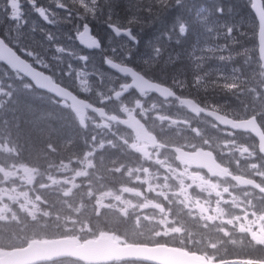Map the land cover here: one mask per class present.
Masks as SVG:
<instances>
[{
  "label": "trees",
  "instance_id": "obj_1",
  "mask_svg": "<svg viewBox=\"0 0 264 264\" xmlns=\"http://www.w3.org/2000/svg\"><path fill=\"white\" fill-rule=\"evenodd\" d=\"M54 2L65 11L86 15L80 25L89 24L95 35L103 40L100 56L132 66L158 83L177 87L187 96L197 98L226 115L234 118L256 115L264 128V96L259 88L264 77L257 52L259 27L251 0H96L91 14L84 12L86 5L82 0ZM33 18L35 16L24 22L29 33V29L35 27ZM109 25L132 30L135 40L125 44L113 38L108 31ZM4 29V22H1L0 36L3 38L6 35ZM102 34H107L109 40L102 39ZM136 40L138 43L135 44ZM25 41L28 45L38 44L34 39ZM36 105L26 101L10 105L6 109L10 122L7 132L20 149L15 148L19 163L49 174V179L60 166V155L69 159L77 158V154L85 157L84 151L91 147L84 142L86 134L78 127L73 128L70 121L62 123L59 117H63L53 112L50 103ZM116 143L119 147L105 146L94 160V167L100 175L126 161L128 164L132 162L131 154L122 151L123 145ZM51 179L56 180L55 177ZM92 185L87 184L91 189L84 194L85 204L95 196ZM81 187L84 188L85 183H81ZM58 196L53 199L55 207L47 212L51 222L45 224L44 219L36 217L27 219L25 225L2 223L0 248L20 247L21 244L9 241V238L24 231L29 234V241L79 237L78 229L71 224L78 219L65 214V218H61V205L57 203L65 198ZM4 235L7 238L3 243ZM24 238L26 240V236Z\"/></svg>",
  "mask_w": 264,
  "mask_h": 264
},
{
  "label": "clouds",
  "instance_id": "obj_2",
  "mask_svg": "<svg viewBox=\"0 0 264 264\" xmlns=\"http://www.w3.org/2000/svg\"><path fill=\"white\" fill-rule=\"evenodd\" d=\"M163 95L165 100L150 103L149 107H144L142 100L135 102L140 108L137 118L150 134L144 138H138L132 129L126 128L123 132L116 130L113 125H118V120H105L101 126V131L107 128L104 135L112 132L117 140L124 142L125 148L122 151L128 150V145H135L134 151L138 160L132 164L127 162L120 164L116 169L109 168L100 176L98 184L93 183V194L101 203L107 199L115 201L109 206L110 211L117 207L129 213L146 209L154 221L161 219L166 226L171 217L170 230L174 231L178 225L190 240L194 238L200 243L201 250L207 248L209 243H216L218 246L222 243L220 233L225 230V221L228 222L230 226L228 230L233 233V237L239 233L241 227L247 230L264 223V204L254 202L251 189L244 191L250 181L242 177L251 169L241 167L233 171L228 160H212L207 155L208 151L221 154H225V151L233 154L239 151L243 155L247 149L236 141L225 142L218 138L209 141L204 130L198 131L193 128L191 122L181 127L166 113L156 111L163 106L168 97L174 96V92L169 90ZM54 103H59V99H56ZM132 110L125 109V111ZM100 115L110 114L107 110H101ZM196 115H199V110ZM157 119L158 122H156ZM95 121L96 117L93 115L90 122ZM106 143L114 148L119 147L114 140H108ZM176 148L193 153V155L185 156L183 151L176 152ZM196 163L206 164L207 168L193 167L192 165ZM209 168L211 172L208 171ZM121 170L124 171L118 177L112 176L113 171L120 173ZM41 174L39 170H36L35 174L28 178L27 183H33L35 178ZM90 175H96V173ZM139 179H142L155 195H149L145 191L141 197V190L135 189L137 198L135 201L129 200L120 190L121 186L127 188L131 182ZM29 191L34 193L35 189L23 192L14 190L11 194L12 202L18 203L22 199L24 201L22 207L28 210L31 206L32 218L36 219L34 213L41 211V198L38 194L33 198L29 195ZM258 199L264 200V197ZM85 207H91V205H85ZM72 210L76 211V208ZM9 211H12L9 204L0 207V213ZM80 211L81 223L87 224L88 218L84 216L83 209ZM44 213L47 215V210H44ZM250 213L255 214L250 217ZM61 218H63V213H61ZM151 228L159 230L154 223ZM201 229L204 230L201 231ZM179 239L183 240V237Z\"/></svg>",
  "mask_w": 264,
  "mask_h": 264
},
{
  "label": "rangeland",
  "instance_id": "obj_3",
  "mask_svg": "<svg viewBox=\"0 0 264 264\" xmlns=\"http://www.w3.org/2000/svg\"><path fill=\"white\" fill-rule=\"evenodd\" d=\"M84 1V5H86V8L84 9L85 13L91 14L94 12V6L96 0H82ZM0 2H5V6L3 8V15L2 18L5 20L6 24L11 27H19L18 25L27 19H32L33 16V22L35 24V27H43L47 28V34L43 33V30H40L39 32L35 31V27L33 26L34 30V37L37 39L38 42V52L35 53V50L33 47L31 49L33 51H30L27 49V45L21 41H17L16 37L13 35L9 36V40L15 44L18 45L22 51H24V54L28 56L30 59H32L34 62H36L41 67L49 70V73L51 74H57L61 80H65L69 84L72 85L73 88H75L78 92L86 94L88 96H91V98L99 99L100 101L103 98H113L116 94H118L119 90L122 89V85L120 86L118 83H115L114 79L106 74L103 70H101L98 66L99 58L96 55H87L82 52V50L75 45L68 43L72 42V34L75 32H79L80 22L82 18H86V15L80 16L77 11H74L76 16H71L70 13L72 11H65L63 8H59L58 3L54 2V0H0ZM15 4V9H12L13 12L17 13L14 17L10 18V4ZM42 12L46 15V18H43L41 16ZM91 17V16H90ZM61 21L62 24L54 23V21ZM33 25V23H32ZM40 43V45H39ZM58 53H63L65 58H60V55ZM260 62V61H259ZM10 84H16V82L12 81L7 82L6 84H3L5 86H8ZM261 88L263 85L260 86ZM8 90L11 88H7ZM105 90V91H104ZM2 96L5 95V93H1ZM256 96L258 97L257 93ZM10 97V95H9ZM3 100L6 98H2ZM138 97L136 95H126L123 97L122 101L119 104H113L111 106H114L120 111H124L127 107V104L133 101L137 100ZM3 105H6V103L2 102L0 103V116L2 117V120L9 122V118H6L7 111L4 110ZM62 124V123H60ZM93 128L95 127V124H92ZM98 126H96V130ZM216 128L213 126H210V131L213 135L216 136ZM4 131L5 134H7V126H4V129H0V135ZM93 132V131H90ZM6 136V135H3ZM227 136V135H226ZM93 137L92 133H87L85 136V141L88 139H91ZM228 137V136H227ZM219 138V137H218ZM246 139V138H245ZM3 140V137H2ZM3 147H0V157H8L9 155L6 153L7 148H9L8 144L3 143ZM90 158V156L88 157ZM89 164H86L84 166V170L90 169ZM11 166L14 167L15 164L11 162ZM81 167V163L76 162L73 165L74 171L69 173L71 170L70 166L65 167L64 174L65 179L62 182L61 189L65 193V196L68 198V200L74 198L77 202L76 206H79V209L77 208V217H81V211L80 209H83V214L85 217L89 216V209L85 207V199L82 198L83 193H88L90 191V186H87V180H84L85 187L82 188L79 179L81 176L86 177V173L83 175L82 170L79 169ZM26 168L22 167V169L15 170L12 169L9 172H3L0 171V177H4V181L0 183V188H3L5 192H13L14 190H19L20 192L35 189V183L37 181V191L36 194H39V192H46V194H49V192H55V189H53V185H48L47 181H45L44 185L42 182L43 175L37 176L33 183L29 184L27 183V180L29 177L33 176L35 173H26ZM73 176V178H72ZM39 181V182H38ZM20 182V183H17ZM131 184H133L131 182ZM1 190V189H0ZM29 195L32 196V192L29 191ZM88 196L90 195L87 194ZM52 196V195H50ZM131 196L129 194L128 196ZM127 197V198H128ZM142 197V196H141ZM137 198V197H135ZM110 201L111 203L115 202L112 199H107L103 203L99 202L98 205L102 206L103 209L106 210L105 205L106 202ZM135 201V199H133ZM92 203L91 206L93 205ZM118 203V202H116ZM4 204H9L11 206L12 211L6 212V213H0V225H4L5 220L7 217L14 218L15 222H17L19 225H25L27 219H33V213L32 211L28 212V216L26 217L25 212L22 214L23 221L20 220L21 217H19V214L14 210V207H21L22 204H24V201L21 200L18 203H11L6 202L3 197L0 196V207H2ZM58 206H60V203H57ZM55 207V202H52V204H49L48 207H46L47 210L50 208ZM31 208V206H30ZM120 209L117 207L113 212H118ZM148 213V212H146ZM42 214H45L44 211ZM34 215H38V212H35ZM101 216H105V214H99ZM118 216H121L120 219L122 221V226L120 229V232L122 234H125L128 230H131V233L133 234L132 237L136 238L134 235L138 236L141 229V223H143V220L148 217V214H133L132 217L127 216L126 214H117ZM4 221V222H3ZM27 228V225H26ZM88 228V227H87ZM166 241L167 239H159ZM173 240H178L177 238H173ZM120 241H122L120 239Z\"/></svg>",
  "mask_w": 264,
  "mask_h": 264
},
{
  "label": "water",
  "instance_id": "obj_4",
  "mask_svg": "<svg viewBox=\"0 0 264 264\" xmlns=\"http://www.w3.org/2000/svg\"><path fill=\"white\" fill-rule=\"evenodd\" d=\"M195 1V0H193ZM253 13L255 14L260 26L259 33V55L264 63V5L262 0H253ZM112 32L117 37H128L132 39L129 31L123 32L115 27L111 28ZM77 41L79 45L87 50L94 51L101 49V42L93 35V30L90 26H85L82 33L78 35ZM10 49L0 41V56L5 61L4 63L10 66L14 71H19L33 81L35 87L41 91L50 93L60 100H66L71 103L72 109L79 116L82 124L87 115V109L92 108L89 105L74 98L68 91L56 86L52 79L33 71L26 63L19 58L14 57L9 51ZM106 66L123 77H131L134 80V85L141 92L156 93L164 98V92L169 89L153 84L144 77L136 73L129 67L121 66L111 60H106ZM172 97H175L172 96ZM168 97V99L172 98ZM165 99V98H164ZM183 103L190 108L189 101ZM100 113L98 110H95ZM206 115L211 117L219 125L241 130L245 133H251L260 142V148L264 154V132L259 127L257 120L251 119L243 122H235L224 116L214 112H206ZM107 118L105 116H101ZM123 125L126 128L136 132L138 138L148 136L146 129L135 119L130 118L124 121ZM180 153V151H178ZM212 160L213 157L211 156ZM72 259L88 264H110L115 261H133L144 262L147 264H205L207 263L202 257L189 255L181 250L168 249L165 247L147 248L143 246H119L113 242L112 236H103L97 241H89L81 243L77 239H64L52 242H34L27 249L14 252L0 251V264H41L53 263L56 261Z\"/></svg>",
  "mask_w": 264,
  "mask_h": 264
},
{
  "label": "flooded vegetation",
  "instance_id": "obj_5",
  "mask_svg": "<svg viewBox=\"0 0 264 264\" xmlns=\"http://www.w3.org/2000/svg\"><path fill=\"white\" fill-rule=\"evenodd\" d=\"M36 65V64H35ZM19 76L16 73H12L9 71L7 67H5L0 62V93H1V86L3 84H6L7 82H12V78H17ZM128 81V80H127ZM26 90L32 91L33 86L31 84H26ZM130 92H134L135 95L138 97L137 100L144 101V107H149L150 103L162 101L158 99L157 97L153 95H143L138 93L135 90H132ZM14 93H16V89H9L8 95L12 96ZM133 101L130 106L132 107V112L137 113L139 116L140 114V108L136 106L135 102ZM104 108L112 113L109 108H107L109 104V100H105ZM180 104L175 101H165L163 106L161 108L156 109L158 112L166 113L167 116L170 119H173L175 123L180 125L181 127L191 122L192 127L199 130H204L205 136L208 138L209 141L212 139L209 137V120L204 118L203 116H193L191 115L187 110H184L183 113L180 110ZM158 122V119L157 121ZM216 128L219 129L218 126L214 125ZM220 130V129H219ZM221 136H223V140L225 139V133L220 130ZM229 138L227 141H236L238 144L243 145L247 151L244 152L243 155L240 154L239 151H237L235 154L227 152L225 155L219 154L217 155L218 160H228L230 163V167L233 171H237L239 168L243 167L245 169H251L247 172L246 175L243 177L247 179L254 180L259 183V185L264 188V157L261 155L259 149L254 144V142L251 139L245 140L244 138L239 137L236 133L229 132ZM136 146L133 145V150ZM187 152V151H186ZM136 160H138V156L135 155ZM194 167V166H193ZM139 186L147 188V185L144 183L142 179L135 181ZM149 192H151L150 189H148ZM249 189H245L244 191H248ZM148 192V193H149ZM152 193V192H151ZM252 193V199L257 204H264V200L258 199L259 194L257 191L251 189ZM154 194V193H153ZM8 197H10L8 195ZM255 213H250L249 216L254 215ZM172 221L171 217H169V224L166 226L164 223H162L163 228L158 227V231L156 233H149L155 240V239H164L165 237L170 238L173 240V230L171 229ZM229 224L227 221H225V230L220 233V240L222 243L218 246L216 243H209L207 247V256L210 257V259L217 263H223V264H235V261L238 260L241 261H255V262H264V223H262L260 226H257L255 228L250 229H244L243 227L240 228L239 233L233 237V233L229 231ZM167 228V230H166ZM177 231H179V226L177 225L175 228ZM163 230V231H162ZM204 229H201L203 231ZM176 235L178 232L175 233ZM179 237H183L182 243L179 247V249L186 250L188 252L195 251L196 247H191V243L197 241L193 238L190 240V238L187 236L186 233L182 232V234ZM155 242V241H154ZM175 245V241H174ZM216 253H219L216 255Z\"/></svg>",
  "mask_w": 264,
  "mask_h": 264
},
{
  "label": "bare ground",
  "instance_id": "obj_6",
  "mask_svg": "<svg viewBox=\"0 0 264 264\" xmlns=\"http://www.w3.org/2000/svg\"><path fill=\"white\" fill-rule=\"evenodd\" d=\"M105 16V15H104ZM12 143L15 145V141H12ZM16 147V146H15ZM16 149L18 150V151H20V149L18 148V147H16ZM95 201L97 202V196H95ZM156 226H157V228L159 227V228H162V227H160V226H158L157 224H156V222H153ZM152 223V224H153ZM141 229L143 230V231H146V232H149V230H148V228H147V223L145 222L144 224L143 223H141ZM155 230H156V228H154ZM166 230H167V228H166ZM39 231V230H38ZM163 231V230H162ZM164 239H167L166 241H165V246H167L168 248H171V247H173L174 246V240H171L170 238H167V237H165ZM179 250H181V251H183V252H185V253H187V254H189V255H195V253L194 252H192L191 253V251L190 252H188V251H186V250H183V249H179ZM205 264H207V263H205Z\"/></svg>",
  "mask_w": 264,
  "mask_h": 264
},
{
  "label": "snow or ice",
  "instance_id": "obj_7",
  "mask_svg": "<svg viewBox=\"0 0 264 264\" xmlns=\"http://www.w3.org/2000/svg\"><path fill=\"white\" fill-rule=\"evenodd\" d=\"M15 7H16V5L14 3L13 4H10V6H9L10 13H11L10 18H12L15 15H17V13H15V12L12 11V9H15ZM220 11H222V9Z\"/></svg>",
  "mask_w": 264,
  "mask_h": 264
}]
</instances>
